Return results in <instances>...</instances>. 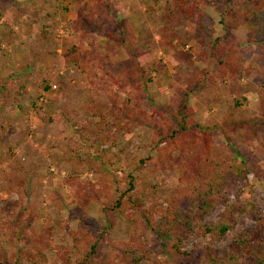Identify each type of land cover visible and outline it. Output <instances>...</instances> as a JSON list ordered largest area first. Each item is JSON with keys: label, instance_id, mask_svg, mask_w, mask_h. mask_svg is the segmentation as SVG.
Listing matches in <instances>:
<instances>
[{"label": "rangeland", "instance_id": "obj_1", "mask_svg": "<svg viewBox=\"0 0 264 264\" xmlns=\"http://www.w3.org/2000/svg\"><path fill=\"white\" fill-rule=\"evenodd\" d=\"M232 2L0 0V81L9 83L6 90L0 88V122L12 120L0 140V259L16 252L21 264H75L72 248L85 242L80 236L87 235L91 222L102 235H87L89 244L98 242L90 261H111L113 248L133 230L128 211L84 197L98 178L85 164L69 182L74 149L88 152L105 140L104 148L122 158L109 167L121 178L120 189L131 154L144 159L139 178L156 195L144 203L154 211L156 227H165L159 210L170 203L198 207L202 188L183 177L184 140L179 134L169 138L171 111L183 112L186 106L193 123L220 125L238 100L248 120L262 114L258 93L264 94V42L251 40L246 14H236L229 26L220 22ZM123 13L131 37L119 32ZM218 36L236 56L234 71L219 65L223 48H213ZM144 59L152 67L145 89L139 63ZM204 72L205 83L218 84L211 93L199 89ZM235 83L254 88L237 90ZM42 116L59 121L47 123ZM253 129L264 133L260 125ZM211 135L217 144L226 143L219 129ZM259 165L250 196H240L249 213L223 235H190L182 249L192 256L185 257L174 251L176 231L167 242L148 230L140 237L149 258L140 264H213L209 253L223 256L234 238L253 226L257 211L264 215L262 161ZM241 186L238 180L231 189L242 191ZM207 199L213 205H207L204 221H218L227 208L236 207L217 196ZM17 224L23 225L26 240L14 236ZM258 245L255 237L253 246ZM258 259L248 264H264V251Z\"/></svg>", "mask_w": 264, "mask_h": 264}, {"label": "trees", "instance_id": "obj_2", "mask_svg": "<svg viewBox=\"0 0 264 264\" xmlns=\"http://www.w3.org/2000/svg\"><path fill=\"white\" fill-rule=\"evenodd\" d=\"M246 14V26L249 30L251 40L253 42H264V0H233L229 9L221 14L220 22L224 26L233 24V18L236 14ZM119 32L127 37L132 36L130 21L127 14L123 13L120 17ZM210 26V30L212 31ZM213 48L222 49V55L218 58L219 65L229 66L231 71L236 68V56H234L230 47H224L220 37L215 38ZM221 47V48H219ZM143 67V88L145 89L152 80L149 73L151 65H146L145 59L139 60ZM207 75L204 72L199 77L200 88L206 89L211 93L216 82L205 83ZM9 85L7 80L0 81V88L5 89ZM237 90L253 89V84H234ZM234 90V89H232ZM259 104L262 108V114L256 121L247 119L242 108L238 107L239 101L235 100L234 106L228 110L227 117L217 124L193 123L188 108L185 111H171L173 117L172 128L169 138L175 139L177 135H181L183 141L182 154L183 160V177L186 180H192L194 186L202 188V197L197 199L198 207L185 208L176 203L164 209L159 210L160 218L165 227L158 228L155 226L154 211L151 207H145V201L151 200L156 195L151 192L150 188L144 187L139 178V170L144 164V159L139 158L132 153L127 160L129 167L124 170L123 179L125 184L123 188H119L121 178L117 177L109 167L122 160L120 157L115 158L104 144L99 143L98 147L88 152H79L74 149L69 162H71L72 176L69 182L73 181L81 173V165H87V168L97 174V183H89L90 192L85 194V198L94 200L104 199V205L111 202L112 210L129 213V218L133 224V230L127 240L121 241L113 248L112 259L107 264H140L142 260L148 259V247L141 240V235L148 230H153L157 236L169 242V233L176 231L177 240L173 243L174 251L182 256L189 257L192 254L183 250L182 246L190 235L197 237H219L230 229L234 223L242 216L249 213L247 205L240 199H248L252 187L254 186L250 180L256 176L260 170L259 161L264 166V133L257 134L253 129L254 126L260 125L264 129V94L258 93ZM238 101V102H237ZM166 120L168 117L164 116ZM58 116H42V120L47 123H57ZM5 121V120H4ZM0 122V140L7 136L6 128L12 125V120L7 119V123ZM193 128V129H191ZM219 129L223 134L226 143L224 145L217 144L212 138V132ZM177 141V140H176ZM83 143H81L82 145ZM257 151V153H254ZM130 169V170H129ZM241 180L242 191L239 189H231L232 185ZM113 189V191H112ZM27 192V190H26ZM116 199H112L114 196ZM219 197L223 202L236 204L234 209L227 208L218 221H204L203 218L208 214L207 205H213L208 201V197ZM257 217L253 221V226L249 229L242 230L241 233L234 238L229 251L223 256L216 257L213 253H209V258L213 264H248V260L258 259V252L264 251V215L261 211H257ZM32 215V214H31ZM27 219V226L32 221V216ZM90 223L87 235L99 237L102 235L96 226ZM23 225L17 224L13 228L14 236L19 240H26L23 231ZM80 236L85 242L81 245H75L71 253L76 256L75 264H95L90 261V254L94 253L98 248V242L95 240L90 243L88 236ZM259 238V245L253 246V239ZM166 246V245H164ZM21 257L14 252L8 259H0V264H21ZM259 262V261H258Z\"/></svg>", "mask_w": 264, "mask_h": 264}]
</instances>
